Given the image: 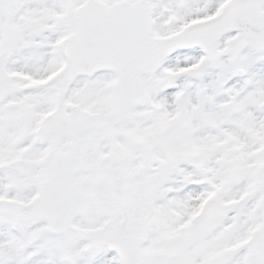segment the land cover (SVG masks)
<instances>
[{
	"label": "snow or ice",
	"instance_id": "6c2138e0",
	"mask_svg": "<svg viewBox=\"0 0 264 264\" xmlns=\"http://www.w3.org/2000/svg\"><path fill=\"white\" fill-rule=\"evenodd\" d=\"M0 264H264V0H0Z\"/></svg>",
	"mask_w": 264,
	"mask_h": 264
}]
</instances>
